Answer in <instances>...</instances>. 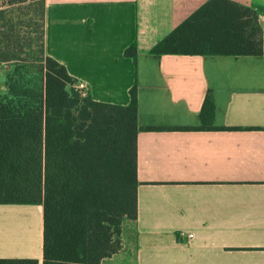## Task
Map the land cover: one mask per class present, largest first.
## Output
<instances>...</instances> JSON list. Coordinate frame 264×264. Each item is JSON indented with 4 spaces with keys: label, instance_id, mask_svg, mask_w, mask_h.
I'll use <instances>...</instances> for the list:
<instances>
[{
    "label": "crops",
    "instance_id": "crops-1",
    "mask_svg": "<svg viewBox=\"0 0 264 264\" xmlns=\"http://www.w3.org/2000/svg\"><path fill=\"white\" fill-rule=\"evenodd\" d=\"M207 1L45 0L46 52L93 99L128 104L137 84L138 215L100 264H264V53H152ZM43 235L42 204L0 203V259L43 264Z\"/></svg>",
    "mask_w": 264,
    "mask_h": 264
},
{
    "label": "trees",
    "instance_id": "trees-1",
    "mask_svg": "<svg viewBox=\"0 0 264 264\" xmlns=\"http://www.w3.org/2000/svg\"><path fill=\"white\" fill-rule=\"evenodd\" d=\"M42 7L40 47L31 52L13 17L0 10V62L11 63L0 92V203L42 204L43 264H100L121 249L124 219L138 215L137 84L125 105L83 94L67 67L46 52L45 0ZM247 17L257 30L248 29ZM257 31L262 26L251 7L208 0L152 53L262 54ZM125 53L136 58L137 43ZM217 110L209 89L203 126Z\"/></svg>",
    "mask_w": 264,
    "mask_h": 264
},
{
    "label": "rangeland",
    "instance_id": "rangeland-1",
    "mask_svg": "<svg viewBox=\"0 0 264 264\" xmlns=\"http://www.w3.org/2000/svg\"><path fill=\"white\" fill-rule=\"evenodd\" d=\"M1 9H6L7 15L9 17H13V22L15 24L17 23V29L21 31V34L23 36L24 49L26 50V52H31L35 49L39 50V38L41 31L43 30L42 0H27L22 2H15L14 0H0V10ZM247 20L249 25L248 29L251 30V32L252 29L257 30V21H255V24V22H250L251 19L249 17H247ZM260 25L262 26L261 23ZM263 28L264 27L262 26L261 33L257 31L256 36V43H260L261 45H264ZM10 65V62H0V92L5 91L4 89L6 88V72Z\"/></svg>",
    "mask_w": 264,
    "mask_h": 264
},
{
    "label": "built area",
    "instance_id": "built-area-1",
    "mask_svg": "<svg viewBox=\"0 0 264 264\" xmlns=\"http://www.w3.org/2000/svg\"><path fill=\"white\" fill-rule=\"evenodd\" d=\"M258 20L259 22L262 24V26H264V13H260L258 14ZM76 87L83 93L85 94L87 92V87L86 84L84 82H78L76 84Z\"/></svg>",
    "mask_w": 264,
    "mask_h": 264
}]
</instances>
